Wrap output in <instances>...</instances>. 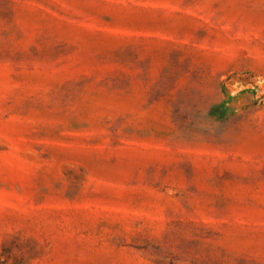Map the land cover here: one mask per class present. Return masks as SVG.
Segmentation results:
<instances>
[{
	"label": "rangeland",
	"instance_id": "1",
	"mask_svg": "<svg viewBox=\"0 0 264 264\" xmlns=\"http://www.w3.org/2000/svg\"><path fill=\"white\" fill-rule=\"evenodd\" d=\"M0 264H264V0H0Z\"/></svg>",
	"mask_w": 264,
	"mask_h": 264
}]
</instances>
